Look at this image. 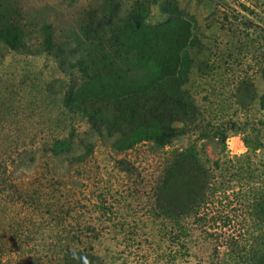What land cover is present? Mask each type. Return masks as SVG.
I'll list each match as a JSON object with an SVG mask.
<instances>
[{"label": "rangeland", "instance_id": "1", "mask_svg": "<svg viewBox=\"0 0 264 264\" xmlns=\"http://www.w3.org/2000/svg\"><path fill=\"white\" fill-rule=\"evenodd\" d=\"M263 2L0 0V29L20 20L31 51L8 49L0 33V264H60L71 231L86 227L102 231V264H264ZM44 24L64 49L55 57L41 51ZM79 58L97 88L73 99L161 87L183 103L163 101L178 136L123 149L149 104L134 119L106 112L103 136L65 113L63 93L88 80L72 66ZM54 137L67 155L44 152ZM184 150L216 176L197 213L184 209L196 185L189 162L164 183Z\"/></svg>", "mask_w": 264, "mask_h": 264}, {"label": "trees", "instance_id": "2", "mask_svg": "<svg viewBox=\"0 0 264 264\" xmlns=\"http://www.w3.org/2000/svg\"><path fill=\"white\" fill-rule=\"evenodd\" d=\"M4 23V26L0 29V33L3 36L6 47L16 53L30 55L31 51L28 49L25 40V27L22 25L21 21L13 18L9 23L7 21ZM40 33V45L43 53L54 56V50L57 52L64 51L62 46H56L54 43L52 26L50 24H44L40 29ZM56 59H58V57H56ZM72 66H77L88 80L84 81L76 89L69 86L63 93L61 108L65 113H80L88 120L95 132L103 136L102 133L107 128V125L109 127L111 126L105 117L106 112L114 111L123 113L134 119L137 114V108L149 104L146 108L148 120L146 121L145 129H142L139 125L141 129L140 131L138 127H135L136 123L132 122L131 124L136 130L133 129L134 131H132L131 139H129L128 144L125 145L123 149H130L141 141H150L157 147L162 148L167 146L172 139L178 136L180 128L176 125V122L179 119L174 118L171 111L167 108L164 109L163 107L164 100L167 103L182 107L183 103L180 99L174 97L173 92L168 93L163 88L157 86L150 91L131 90L120 96L109 95L107 97H101L99 95H92L90 97L73 99V94L83 86L96 90L97 84L92 80V76H90V73L92 72L89 70H92V67L85 66L82 59L79 58ZM262 75L264 77V67ZM261 108L264 110V97L262 98ZM129 133H131V131ZM120 134L124 135V132L121 131ZM142 135L144 136V139H142ZM25 137L28 138L31 136L27 133ZM115 140L116 142L120 141V139ZM65 142H67L66 139L54 137L44 152L51 154L53 157L67 155L69 147L68 145H65ZM92 152L93 150L89 148L88 153ZM85 156L86 155L83 154L79 156V159L82 161ZM187 162H189L191 168L195 170L193 174L194 179L196 180V185L192 191L191 203L184 209H186L187 212L195 210L197 213L200 208H207L210 203L209 200H211L209 197L217 191L215 188H212L213 186L211 185L213 179H216V176L210 167H206L205 164L200 162L190 150H184L173 155V157L167 161L163 169L164 183L167 185L168 180L177 173L178 169L187 166ZM220 178L229 183L228 180L223 179V176H220ZM228 186L223 188L224 191L229 188ZM59 232L67 234L65 229ZM101 233L102 231L100 232L94 227H86L84 231L83 229H73L70 233L72 235L71 240H68L70 244L69 246L71 247H67L66 255H64L60 264H102V261L97 259L99 257L93 253L95 251L94 244H97L98 241H100ZM84 235L86 237L83 239L82 236ZM262 236L264 238L263 234ZM35 264L45 263L35 261Z\"/></svg>", "mask_w": 264, "mask_h": 264}]
</instances>
